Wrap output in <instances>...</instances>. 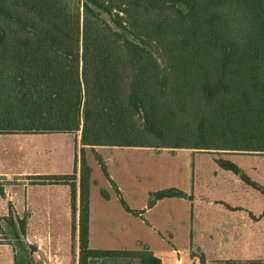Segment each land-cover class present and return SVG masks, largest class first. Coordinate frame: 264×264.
<instances>
[{"label":"trees","instance_id":"trees-1","mask_svg":"<svg viewBox=\"0 0 264 264\" xmlns=\"http://www.w3.org/2000/svg\"><path fill=\"white\" fill-rule=\"evenodd\" d=\"M13 19L65 22V115L1 118L0 133L82 128L85 146H156L172 135L193 142L159 146L264 151V0H0V20ZM81 166L79 207L76 174L31 175L34 184L71 183L79 264H163L150 248L90 247V168L83 158ZM5 219L15 264H33L27 218Z\"/></svg>","mask_w":264,"mask_h":264},{"label":"rangeland","instance_id":"rangeland-1","mask_svg":"<svg viewBox=\"0 0 264 264\" xmlns=\"http://www.w3.org/2000/svg\"><path fill=\"white\" fill-rule=\"evenodd\" d=\"M0 28V119L63 117L65 22L0 20ZM81 136L82 128L0 133V264H15L2 233L10 212L27 218L33 264H79L71 183L34 184L31 175L76 174L79 207L82 158L90 168V247L150 248L168 262L205 264L209 257L213 264H264V151L159 146L193 142L172 135L156 146H85ZM163 189L177 196L155 199ZM65 194V212L61 207L53 215L57 207L48 202Z\"/></svg>","mask_w":264,"mask_h":264},{"label":"crops","instance_id":"crops-1","mask_svg":"<svg viewBox=\"0 0 264 264\" xmlns=\"http://www.w3.org/2000/svg\"><path fill=\"white\" fill-rule=\"evenodd\" d=\"M65 191H66V187H65ZM65 203H66V194L65 195H63V198L61 199V200H57V199H55L54 200V198L53 199H50V201L48 202V204L47 205H52L53 207H57V208H54L52 211H53V215H56L55 213L57 212V213H59L58 212V208L61 210V207L63 208V206H66L65 205ZM62 211H64L65 212V208H63L62 209ZM213 237V236H212ZM220 241H218V243H222L221 241L223 240L220 236H219V238H218ZM215 240V237L213 238V241ZM154 251V250H153ZM156 254V253H155ZM157 256H159L160 258H161V260H162V263L163 264H185V261H186V264H192L193 263V260L194 259H192V260H190V261H187V260H185L184 261V259H182V258H176L175 260H171V261H167V260H165L164 259V257L162 256V255H160V253H158V254H156ZM168 263H167V262ZM210 261H213V260H211L209 257L207 258V260H206V263L205 264H213V263H211ZM14 262H15V259H14Z\"/></svg>","mask_w":264,"mask_h":264}]
</instances>
